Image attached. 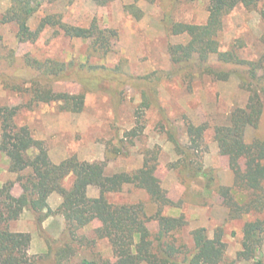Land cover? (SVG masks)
Listing matches in <instances>:
<instances>
[{
	"label": "rangeland",
	"instance_id": "rangeland-1",
	"mask_svg": "<svg viewBox=\"0 0 264 264\" xmlns=\"http://www.w3.org/2000/svg\"><path fill=\"white\" fill-rule=\"evenodd\" d=\"M43 2L41 10L30 19L29 25L33 30L49 14L83 27H88L95 20L101 28L117 32L113 52L106 57L98 54L88 57L91 52L89 41L68 37L51 27L46 28L36 42L19 43L16 25L0 24V106L17 112L16 124L28 126L35 139L44 141L51 160L56 164L77 156L81 161L104 162L106 172L113 174L137 170L143 167L146 159H150L157 166L156 175L162 186L177 204L166 209V214H184L188 220V227L179 235L180 238L191 244L192 230L206 228L209 236L213 237L216 229L222 227L227 244L226 260H235L242 249L244 223L256 218L264 220V212L230 220V211L223 198L215 191L207 190L203 178H187L173 167L180 156L169 137L174 128L181 143L187 144L185 124H206L198 162L206 170H215L221 184L234 185V173L229 167L228 157L219 152L214 130L217 125L229 121L235 108L246 106L250 93L242 89L236 75L227 81L199 73L192 80L186 79L169 53L171 45L186 43L189 37L172 35L166 20L206 23L209 15L207 3L198 0H115L100 6L93 0ZM134 5L140 10L141 17L134 15ZM10 6V0H0V17ZM262 11L264 0L255 10L240 6L227 15L219 37L221 50L235 46L244 59L255 61L262 57ZM27 55L39 61H75L101 67L96 72L86 73L90 79H98L100 84L96 91L86 93L82 112L65 111L58 102L32 101L31 82L37 74L26 66ZM107 74H115V77ZM54 89L70 93L85 90L80 82L73 79L55 82ZM256 134L264 138V108L258 130L247 128L246 141L251 143ZM23 175H27V171ZM17 177L9 171L8 157L0 154V187L12 183V194L21 195ZM72 181V177L68 178L64 182L65 187L70 188ZM88 194L97 197L99 190L90 187ZM52 195L54 197L51 201L49 197L48 201L51 209L56 211L62 197L57 193ZM237 198L242 199V194H237ZM148 199L144 190L132 185L110 195V200L117 204L146 202ZM99 226L100 223L94 221L78 231L77 241L73 242L77 253L67 264H79L85 258L117 261L109 242L97 237L95 229ZM9 227L11 230L23 228L30 231L32 240L35 239L34 249L30 246L31 255L41 256L52 250V258L38 264H55V251L71 242L65 233V219L60 213L51 215L40 224L32 211L25 210L19 220L9 223ZM237 264L253 262L238 261Z\"/></svg>",
	"mask_w": 264,
	"mask_h": 264
},
{
	"label": "trees",
	"instance_id": "trees-1",
	"mask_svg": "<svg viewBox=\"0 0 264 264\" xmlns=\"http://www.w3.org/2000/svg\"><path fill=\"white\" fill-rule=\"evenodd\" d=\"M10 1L11 6L1 15L0 24H15L19 43H34L46 28L51 27L68 37L89 41L91 52L88 57L95 54L106 57L113 52L117 32L101 28L95 20L88 27H83L66 23L56 14H49L33 30L29 25L30 19L41 10L44 0ZM93 1L104 6L115 0ZM198 1L207 3L209 15L206 23L166 20L172 35L185 34L189 37L186 43L170 46L172 62L190 80L196 73L221 81L236 75L242 89L250 96L245 107L235 108L229 121L217 125L214 130L219 152L228 157L229 167L234 173L233 186L221 184L215 170H206L198 162L206 124H185L187 144L181 143L176 129L172 128L169 137L180 156L173 167L187 178H203L205 188L223 198L230 211L229 219L240 220L264 212V138L256 134L251 143L246 141L247 128L257 131L263 113L264 54L258 60L250 61L242 58L235 46L222 51L219 37L227 15L240 6L255 10L261 0ZM132 11L136 17H141L137 6H132ZM261 15L264 21V11ZM25 61L26 66L37 74L31 82L34 103L58 102L61 109L80 113L86 93L96 91L100 84L98 79L86 76V73L101 68L97 65L75 61H39L29 55ZM113 75L107 74L115 77ZM71 79L80 82L85 90L70 93L54 89L55 82ZM144 104L148 107L147 102L144 101ZM16 114L15 110L0 106V154L8 157L9 171L18 175L17 181L22 188L21 195L15 196L11 192L12 183L0 187V264H38L52 258V250L41 256L31 255L32 235L10 229L9 223L19 220L25 210L32 211L40 224L55 213L63 215L65 233L70 236L71 242H66L55 251V264H67L72 260L77 253L73 242L77 241L78 231L94 221L100 223L95 229L97 237L109 242L117 261L85 258L79 264H237L238 261L264 264V220L256 218L244 223L242 249L235 260L227 261V244L222 227L216 229L213 237L209 236L206 228L192 230L191 244L180 238L179 235L188 227V220L184 214H166V209H172L177 204L162 186L156 175L157 166L150 159H146L143 167L137 170L113 174L106 172V163L81 161L77 156L56 164L51 160L44 141L35 139L28 126L16 124ZM26 171L27 175H23ZM70 177L73 181L67 188L64 182ZM127 185L144 190L149 196L148 201L112 202L110 195L120 193ZM90 187L98 188L97 197L89 196ZM53 193L62 197L56 211L51 209L48 201ZM237 194H242V199L239 200ZM151 225L155 227L151 228Z\"/></svg>",
	"mask_w": 264,
	"mask_h": 264
},
{
	"label": "crops",
	"instance_id": "crops-1",
	"mask_svg": "<svg viewBox=\"0 0 264 264\" xmlns=\"http://www.w3.org/2000/svg\"><path fill=\"white\" fill-rule=\"evenodd\" d=\"M16 196H19V195H16ZM53 197H54L53 195L50 196V201ZM58 202L61 203L60 198H58ZM64 226H65V223H64V221H62V227L64 228ZM12 231H14V232H30L28 229H23V228H14ZM34 244H35V239L32 240V244H31L32 250L34 249ZM43 248H44V246H43ZM42 250L44 251L45 248ZM34 254H37V253L34 252Z\"/></svg>",
	"mask_w": 264,
	"mask_h": 264
}]
</instances>
